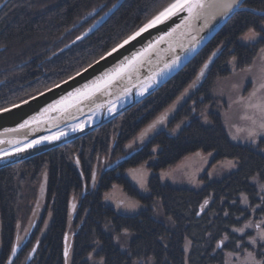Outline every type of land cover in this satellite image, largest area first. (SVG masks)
Listing matches in <instances>:
<instances>
[{"label": "trees", "instance_id": "1", "mask_svg": "<svg viewBox=\"0 0 264 264\" xmlns=\"http://www.w3.org/2000/svg\"><path fill=\"white\" fill-rule=\"evenodd\" d=\"M117 1L9 0L0 9V110L79 72L174 0H124L79 40ZM243 5L264 11V0H245ZM262 24L264 16L235 13L148 98L83 137L1 169L0 264H5L20 224L35 218V234L12 264H229L228 255L247 246L234 229L264 216V144L232 143L221 116L209 112L206 125L203 113L215 102V82L231 73L229 61L234 58L235 69L244 70L264 50ZM250 29L260 38L240 43ZM195 82L166 126L125 154ZM198 151L211 156L198 186H174L161 179L162 170ZM224 160L235 169L210 179L208 173ZM148 161L152 174L142 195L124 172ZM44 174L47 183L39 192ZM114 185L136 203V212H123V201L116 207L102 202ZM255 259L264 264L261 247Z\"/></svg>", "mask_w": 264, "mask_h": 264}, {"label": "water", "instance_id": "2", "mask_svg": "<svg viewBox=\"0 0 264 264\" xmlns=\"http://www.w3.org/2000/svg\"><path fill=\"white\" fill-rule=\"evenodd\" d=\"M8 1L4 0L0 4V9ZM123 1L118 0L105 13L103 19L93 24L79 40L96 29ZM244 2L245 0L243 4ZM239 11L264 16V11L244 6L230 14L228 18L221 16L216 7L208 4L203 9H195L191 17L187 11H178L163 23L142 33L135 41L119 49L112 56H107L111 48L102 55L105 59L101 60L102 56L99 57L77 72L80 75L75 73L32 96L37 97L35 100H32V97L25 99L30 101L29 104L24 105L21 101L16 103L21 105L19 108H13V105H16L13 104L6 107L10 109L9 112H4L5 108L1 109L0 170L83 137L139 104L181 71ZM122 42L123 40L117 45ZM137 54L139 56L135 63L128 66L129 59ZM177 57L179 60L172 65V61ZM121 65L125 67L121 75L107 84L101 80L99 90L89 89L87 95L75 93L76 89L92 84L105 72H112ZM205 65L203 71L208 68L209 62ZM57 85L60 87H56ZM72 93L75 94L70 95ZM58 101L60 103H57ZM25 121L28 123L25 124ZM37 141L38 143H34ZM22 247L18 245L15 236L5 264H12Z\"/></svg>", "mask_w": 264, "mask_h": 264}, {"label": "rangeland", "instance_id": "3", "mask_svg": "<svg viewBox=\"0 0 264 264\" xmlns=\"http://www.w3.org/2000/svg\"><path fill=\"white\" fill-rule=\"evenodd\" d=\"M171 4V3H170ZM99 9L90 13L94 16ZM105 13L100 16L97 21H101ZM264 30V24L261 25ZM256 33V32H255ZM250 33L240 37V43L249 44L260 38V34L256 33L255 38H248ZM231 73L229 76L219 79L215 82L211 89V95L215 99L213 105L208 106L204 110L203 123L208 125L209 121L206 115L213 111L221 116L224 130L232 143L241 145H250L256 147L259 143L264 144V129L261 125L264 124V50L260 51L252 64L244 70L237 71L235 69V59L229 61ZM203 68L198 74L200 78L205 70ZM197 82L190 85L176 101L173 102L165 111L159 114L152 123L146 127L141 135L134 140H138L139 145L144 144L146 136L151 135L160 126L164 127L167 121L174 114L176 109L185 102V97L193 90ZM146 133V135L144 134ZM145 135V136H143ZM254 141V142H253ZM264 155V148L261 150ZM211 160V156L198 151L192 155L185 157L180 163L175 166H170L160 172V177L163 181L174 186L196 187L199 183V178ZM152 162L148 161L140 166L129 168L124 172V176L135 185L139 193L147 194V183L151 177V170L147 165ZM235 169L234 164L224 160L219 162L208 173L210 179H221ZM47 183V175L44 174L39 187V192H43ZM122 187L118 185L103 194L102 202L106 205L116 207L117 203L123 201L122 209L125 213H134L137 211V205L133 200L126 197ZM242 205L247 206L243 200ZM32 221H27L20 224L17 229V243L24 238L30 230ZM249 225V227H245ZM47 227L46 226L44 228ZM243 232L237 231V235L244 237L247 246L243 249L239 248L234 255H228L229 264H259L255 259V253L259 247L264 252V241L259 239V233L264 232V216L258 220L249 221L243 226ZM256 238V243L252 244V238ZM251 254V255H250ZM254 257V259H253ZM93 264H101L100 260H93Z\"/></svg>", "mask_w": 264, "mask_h": 264}, {"label": "snow or ice", "instance_id": "4", "mask_svg": "<svg viewBox=\"0 0 264 264\" xmlns=\"http://www.w3.org/2000/svg\"><path fill=\"white\" fill-rule=\"evenodd\" d=\"M206 4L210 6H214L219 10V14L225 18H228L230 14L234 13L236 10L242 8L243 5V0H174L173 3L169 4L168 7H166L163 11L158 13L156 16H154L151 20H149L147 23H145L142 27H140L137 31L133 32L131 35H129L126 39L123 40L122 43L117 45L116 47L112 48L111 51H109L106 55L107 56H112L115 52H117L119 49L124 48L126 45H128L130 42L135 41L142 33L148 31L150 28H153L157 26L158 24L163 23L165 20H167L170 16L175 15L178 11H187L189 14V17H191L194 13L195 9H203ZM179 26V25H178ZM175 29H173L174 31ZM250 36L248 38H255L256 33L252 31L251 29L249 30ZM171 33H166V35H170ZM79 39V37H78ZM162 39V38H161ZM195 50V46H193L192 51ZM139 54L131 57L128 61V66H131L135 61L137 60ZM105 59L104 56L101 57V60ZM179 60V57L176 58V60L172 61V65H175L176 62ZM99 63V61H98ZM171 67V65L169 66ZM207 65H205V68ZM125 70V67L121 65L120 67L116 68L112 72H105L102 77L98 78L96 81H93L92 84H86L83 86L82 89L78 88L75 90V93H80L87 95V92L89 89L95 88L96 90H99V82L103 80L105 84L110 83L116 76L121 75V73ZM87 71V69H85ZM203 72V70H202ZM77 75H80V73H77ZM56 87H60V85H57ZM75 93H72L70 95H73ZM43 95V93H41ZM32 100L37 99V97H32ZM29 100H24L22 101V104L27 105L29 104ZM57 103H60L58 101ZM21 105H13V108H19ZM4 112H9L10 109L5 108L3 110ZM28 122L25 121V124ZM24 125H21L23 127ZM261 128L264 129V124L261 125ZM75 130V129H74ZM58 138V137H54ZM47 139V138H45ZM254 142V141H253ZM34 143H38L34 142ZM32 145H29L31 147ZM22 151L23 149H19ZM245 227H249V225H245ZM234 231H240L243 232V229H234ZM259 239L261 241H264V232L259 233ZM250 243L255 244L256 243V238H252ZM219 246V245H218ZM251 255V254H250ZM68 256V250L67 248L65 249V257L67 258ZM254 259V257H253ZM67 264V260H66Z\"/></svg>", "mask_w": 264, "mask_h": 264}, {"label": "flooded vegetation", "instance_id": "5", "mask_svg": "<svg viewBox=\"0 0 264 264\" xmlns=\"http://www.w3.org/2000/svg\"><path fill=\"white\" fill-rule=\"evenodd\" d=\"M157 130H158V129H156L155 131H157ZM155 131H154V132H155ZM154 132H153V133H154ZM153 133H152L151 135H153ZM144 134L146 135V133H144ZM145 135H143V136H145ZM151 135H149V136H151ZM149 136H146L144 139L149 138ZM139 139H140V138H139ZM139 139H138V140H139ZM138 140L133 141L132 144H130V145L126 148V153H125V154H128V153L134 151L135 149L139 148L140 146L144 145V144L139 145L140 142H139ZM128 156H129V155H128ZM36 223H37V219L35 218V219H33L32 222H31V227H30V230L28 231L27 235H26L24 238H22L21 241H19V244L22 245L23 247H24L26 244L30 243L31 239L33 238V234H32V233H34V230H35V227H36ZM34 234H35V233H34ZM31 237H32V238H31ZM34 245L36 246V244H34ZM35 246H34V247H35Z\"/></svg>", "mask_w": 264, "mask_h": 264}]
</instances>
